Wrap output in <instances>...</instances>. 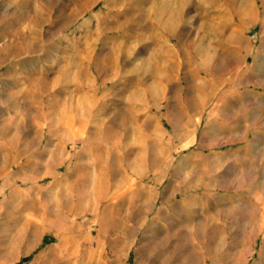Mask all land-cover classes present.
Here are the masks:
<instances>
[{
  "label": "rangeland",
  "instance_id": "1",
  "mask_svg": "<svg viewBox=\"0 0 264 264\" xmlns=\"http://www.w3.org/2000/svg\"><path fill=\"white\" fill-rule=\"evenodd\" d=\"M0 264H264V0H0Z\"/></svg>",
  "mask_w": 264,
  "mask_h": 264
},
{
  "label": "bare ground",
  "instance_id": "2",
  "mask_svg": "<svg viewBox=\"0 0 264 264\" xmlns=\"http://www.w3.org/2000/svg\"><path fill=\"white\" fill-rule=\"evenodd\" d=\"M27 12V11H26ZM8 42V41H7Z\"/></svg>",
  "mask_w": 264,
  "mask_h": 264
}]
</instances>
